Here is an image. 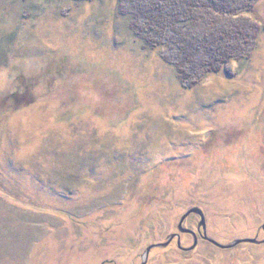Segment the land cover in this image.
Masks as SVG:
<instances>
[{
    "label": "rangeland",
    "instance_id": "rangeland-1",
    "mask_svg": "<svg viewBox=\"0 0 264 264\" xmlns=\"http://www.w3.org/2000/svg\"><path fill=\"white\" fill-rule=\"evenodd\" d=\"M145 9L0 0V264H142L193 207L222 245L264 224V0L239 13L251 57L192 87ZM146 264H264V244L175 239Z\"/></svg>",
    "mask_w": 264,
    "mask_h": 264
},
{
    "label": "trees",
    "instance_id": "trees-1",
    "mask_svg": "<svg viewBox=\"0 0 264 264\" xmlns=\"http://www.w3.org/2000/svg\"><path fill=\"white\" fill-rule=\"evenodd\" d=\"M141 2L147 7V26L172 49L174 59L166 58L187 87L197 85L208 74L229 73V61L250 58L258 40L260 24L239 15L255 12L257 0Z\"/></svg>",
    "mask_w": 264,
    "mask_h": 264
},
{
    "label": "water",
    "instance_id": "water-1",
    "mask_svg": "<svg viewBox=\"0 0 264 264\" xmlns=\"http://www.w3.org/2000/svg\"><path fill=\"white\" fill-rule=\"evenodd\" d=\"M191 214H196V215H199L200 218H201V222H200V228L203 227L205 228L204 229V232H205V238H207L208 240L210 239L207 235V229H206V217H205V214H204V211L199 208V207H193L191 208L190 210H188L181 218L180 220V223L178 225V229H179V233H174L172 234L168 240L166 242H163V243H157V244H153V245H150L147 250H146V254H145V259L144 261L142 262V264H146L147 263V259L149 257V254L150 252L155 249V248H160V247H167L171 244V242L177 238V242H178V247L183 250V251H193L197 244H198V238H197V235H196V232L194 230H191V229H187V228H184L183 227V223L184 221L191 215ZM181 233L182 234H191L193 235L194 237V243L191 247L189 248H185L181 245ZM210 241H212V243L214 245H216L217 247L219 248H222V249H231V248H234L236 247L237 245L241 244V243H259V241H257V239H240V240H237L235 241L234 243L232 244H229V245H222L220 243H218L217 241L213 240V239H210Z\"/></svg>",
    "mask_w": 264,
    "mask_h": 264
},
{
    "label": "flooded vegetation",
    "instance_id": "flooded-vegetation-1",
    "mask_svg": "<svg viewBox=\"0 0 264 264\" xmlns=\"http://www.w3.org/2000/svg\"><path fill=\"white\" fill-rule=\"evenodd\" d=\"M191 215H193V214H191ZM199 216V215H198ZM200 217V216H199ZM187 220V219H186ZM186 220L184 221V223H186ZM200 222H201V218H200V221H199V223H198V225H197V227H196V235H197V238H198V244H197V246L199 245V242L201 241V240H203V241H205V242H209L210 244H213L212 243V241H210V239H213V238H211V237H209L210 239L208 240L207 238H205V232H204V229L205 228H203V227H201L200 228ZM183 223V224H184ZM188 229V228H187ZM207 229V228H206ZM260 230H259V232L256 234V237L255 238H245V239H257V241H259V243H255V244H264V240H260L259 239V234H260V232H262V231H264V224L262 225V227H260L259 228ZM179 233V232H178ZM181 235H191V234H182L181 233ZM192 237H193V235H191ZM193 239H194V237H193ZM175 240V239H174ZM176 240H177V238H176ZM213 240H215V239H213ZM216 241V240H215ZM178 243V242H177ZM242 244V243H241ZM249 244V243H248ZM214 245V244H213ZM240 245V244H239ZM197 246H196V248H197ZM216 246V245H215ZM195 248V249H196Z\"/></svg>",
    "mask_w": 264,
    "mask_h": 264
}]
</instances>
